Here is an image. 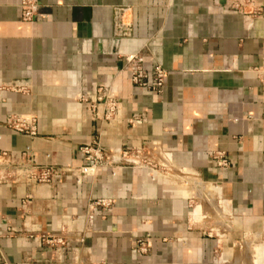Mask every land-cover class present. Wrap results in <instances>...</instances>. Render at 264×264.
Instances as JSON below:
<instances>
[{
  "label": "crops",
  "instance_id": "obj_1",
  "mask_svg": "<svg viewBox=\"0 0 264 264\" xmlns=\"http://www.w3.org/2000/svg\"><path fill=\"white\" fill-rule=\"evenodd\" d=\"M38 3L22 20L0 0V150L72 170L0 178V264H264V0ZM118 5L127 36L112 34ZM136 50L165 69L159 91L129 79L121 54ZM15 113L34 135L6 126ZM82 144L104 159L77 180ZM133 146L140 164L112 160Z\"/></svg>",
  "mask_w": 264,
  "mask_h": 264
},
{
  "label": "built area",
  "instance_id": "obj_2",
  "mask_svg": "<svg viewBox=\"0 0 264 264\" xmlns=\"http://www.w3.org/2000/svg\"><path fill=\"white\" fill-rule=\"evenodd\" d=\"M38 0H18L20 18L22 20H31L38 9ZM125 6L118 5L114 7V15L112 18V34L115 37L129 35V27L122 20V10ZM259 8H257V11ZM264 11V7H261ZM124 59V64L128 71V76L131 82L143 90L159 91L166 74L165 69L157 62H153L150 68H146L144 56L140 50L125 52L121 54ZM257 73L261 78H264V66H258ZM97 99L103 103L101 109V117L106 121L112 120L116 114V101L108 93L106 97L97 95ZM93 104L91 105V107ZM96 108V107H95ZM97 114V109H95ZM98 115V114H97ZM6 126L13 130L23 132L29 135L36 133V117L32 114L15 113L9 114L3 119ZM81 152V164L75 169L77 180L83 176L92 175L95 170L100 167L101 161L104 159V152L98 145L82 144L79 146ZM116 151V150H115ZM117 155L112 157L113 161H123L131 164H140L136 159L139 150L138 147L118 149ZM217 166H226L227 158L220 151L212 154ZM66 166L40 165L29 153L21 152L17 161H13L10 155L5 150H0V178L10 180H31L35 182H55L59 180L63 171L70 170ZM72 170V169H71ZM111 200L108 198H98L94 200L96 205L106 207ZM47 243H62V238L54 237L45 240ZM146 239L137 238L136 248L139 251H145L148 246Z\"/></svg>",
  "mask_w": 264,
  "mask_h": 264
}]
</instances>
